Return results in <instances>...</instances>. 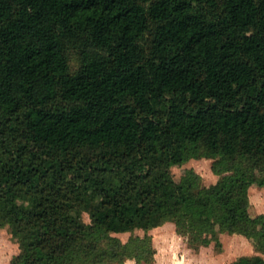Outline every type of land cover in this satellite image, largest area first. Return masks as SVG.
<instances>
[{
	"label": "trees",
	"instance_id": "1",
	"mask_svg": "<svg viewBox=\"0 0 264 264\" xmlns=\"http://www.w3.org/2000/svg\"><path fill=\"white\" fill-rule=\"evenodd\" d=\"M198 157L214 183L174 176ZM252 187H264V0H0L9 264L150 263L135 230L166 222L193 246L237 233L264 252ZM259 253L230 264H264Z\"/></svg>",
	"mask_w": 264,
	"mask_h": 264
},
{
	"label": "rangeland",
	"instance_id": "2",
	"mask_svg": "<svg viewBox=\"0 0 264 264\" xmlns=\"http://www.w3.org/2000/svg\"><path fill=\"white\" fill-rule=\"evenodd\" d=\"M212 158L198 157L175 164L171 167L174 176L179 177L183 168L193 169L202 178L204 185L214 183L218 175L211 168ZM249 213L252 216L264 214V187H252L249 190ZM85 221H90L84 213ZM135 233L150 235L155 249L154 259L150 263L141 264H230L243 255L259 253L251 239L241 234L218 233L217 239L207 245H191L186 236L180 235L173 222H166L148 231L136 229ZM132 232L116 233L122 241H126ZM19 247L6 225H0V264H9ZM264 257V252H260ZM123 264H137L133 259H126Z\"/></svg>",
	"mask_w": 264,
	"mask_h": 264
}]
</instances>
